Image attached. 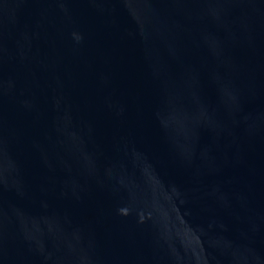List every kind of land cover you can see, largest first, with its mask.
Returning a JSON list of instances; mask_svg holds the SVG:
<instances>
[{"label":"water","instance_id":"1","mask_svg":"<svg viewBox=\"0 0 264 264\" xmlns=\"http://www.w3.org/2000/svg\"><path fill=\"white\" fill-rule=\"evenodd\" d=\"M0 264H264V0H0Z\"/></svg>","mask_w":264,"mask_h":264}]
</instances>
